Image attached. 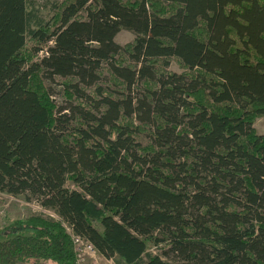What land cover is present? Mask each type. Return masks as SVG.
Returning <instances> with one entry per match:
<instances>
[{"label":"trees","instance_id":"16d2710c","mask_svg":"<svg viewBox=\"0 0 264 264\" xmlns=\"http://www.w3.org/2000/svg\"><path fill=\"white\" fill-rule=\"evenodd\" d=\"M53 8L0 0V193L59 218L11 224L0 264H75L65 225L117 264H264V0ZM46 78L85 107L75 127Z\"/></svg>","mask_w":264,"mask_h":264},{"label":"rangeland","instance_id":"374dc122","mask_svg":"<svg viewBox=\"0 0 264 264\" xmlns=\"http://www.w3.org/2000/svg\"><path fill=\"white\" fill-rule=\"evenodd\" d=\"M29 3L33 4V7L40 13V15L48 19L54 14V5L60 4L64 0H28ZM135 36L133 33L123 30L121 31L115 41L117 44L123 46H126L127 44H130L134 40ZM51 46H53L51 44ZM45 52H42L40 57L45 56ZM105 70L104 77L98 82V85H100L102 88L107 89L106 92H110V88L116 89L110 80V75L107 72V68L105 65L102 66ZM170 71L177 72L181 74L182 68L175 62H172L170 67ZM62 81H65V79L57 80V79H47L46 78V85L52 95L53 100L55 101L56 105L61 108H66L67 111L64 113H67L70 117V127H75L78 122V114L83 110L78 105H81V101L78 99V97H74L70 101L65 96V87L61 84ZM138 88H141L140 84H137ZM94 90L93 86L89 85H83L82 86V93L80 94L86 99H92V92ZM131 95L134 98H137L139 95L138 89L135 87L131 90ZM78 96V95H77ZM77 106V107H76ZM137 124H142L137 120ZM146 127V133L141 134V142L144 146H147L151 143V135L154 132V126L151 123H147L144 125ZM255 129L259 135H264V117L258 118L255 124ZM71 187L72 184H70ZM53 214H52V213ZM33 215H43L45 217H53L55 219V213L54 211L48 210L46 208H43L40 203L33 198H28L27 196L21 195V196H12L7 193H0V233H2L6 228H8L11 224L16 222L17 220L26 219ZM6 238L0 235V241L5 240ZM160 248L156 247H150L149 252L150 253H160ZM105 258V257H104ZM101 264H117L116 260L107 259L105 258L103 261H100ZM19 264H54L52 261L48 262H35V261H29L26 263H19ZM92 264V263H89Z\"/></svg>","mask_w":264,"mask_h":264},{"label":"built area","instance_id":"2783aa9c","mask_svg":"<svg viewBox=\"0 0 264 264\" xmlns=\"http://www.w3.org/2000/svg\"><path fill=\"white\" fill-rule=\"evenodd\" d=\"M55 219H59L57 215H55ZM65 227L68 234L71 236L74 245L76 253L75 264H89L92 261L93 264H98L100 261H103V255L90 241L81 236L75 235L68 225H65Z\"/></svg>","mask_w":264,"mask_h":264},{"label":"bare ground","instance_id":"6f19581e","mask_svg":"<svg viewBox=\"0 0 264 264\" xmlns=\"http://www.w3.org/2000/svg\"><path fill=\"white\" fill-rule=\"evenodd\" d=\"M52 213V212H51ZM53 214V213H52ZM53 218V217H52ZM54 220V219H53ZM105 258H104V256H103V260H104ZM99 262V261H98ZM90 263H92L93 264V261L92 262H90ZM98 264H101V263H98Z\"/></svg>","mask_w":264,"mask_h":264}]
</instances>
